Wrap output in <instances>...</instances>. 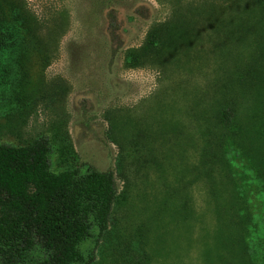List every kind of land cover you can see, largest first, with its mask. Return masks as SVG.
Segmentation results:
<instances>
[{"label": "rangeland", "instance_id": "374dc122", "mask_svg": "<svg viewBox=\"0 0 264 264\" xmlns=\"http://www.w3.org/2000/svg\"><path fill=\"white\" fill-rule=\"evenodd\" d=\"M18 1L36 21L27 34L0 8L14 36L0 64V144L45 137L53 172L116 178L108 230L93 228L78 264H264L256 1ZM154 31L156 48L128 67Z\"/></svg>", "mask_w": 264, "mask_h": 264}, {"label": "trees", "instance_id": "16d2710c", "mask_svg": "<svg viewBox=\"0 0 264 264\" xmlns=\"http://www.w3.org/2000/svg\"><path fill=\"white\" fill-rule=\"evenodd\" d=\"M255 1L264 11V0ZM2 4L31 35L36 20L26 7L18 0H0V8ZM110 16L115 19V12ZM159 37L154 31L143 53L129 52L127 66L138 67ZM13 45L10 26L0 19V64ZM1 72L0 65V87ZM51 155L45 137L20 147L0 144V264H22L33 253L40 256L38 264H78L83 261L80 246L93 228L99 237L108 230L118 197L114 172L86 166L85 171L69 167L55 173Z\"/></svg>", "mask_w": 264, "mask_h": 264}]
</instances>
